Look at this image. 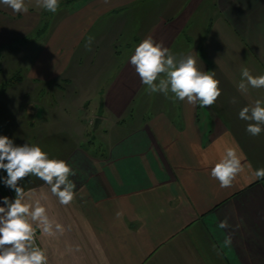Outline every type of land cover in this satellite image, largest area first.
Returning a JSON list of instances; mask_svg holds the SVG:
<instances>
[{
	"label": "crops",
	"instance_id": "0c3cea01",
	"mask_svg": "<svg viewBox=\"0 0 264 264\" xmlns=\"http://www.w3.org/2000/svg\"><path fill=\"white\" fill-rule=\"evenodd\" d=\"M66 2L49 17L34 4L25 3L27 14L0 5V49L19 44L23 76L0 83V135L38 144L76 173L67 206L35 176L20 182L33 199L47 197L65 229L37 230L48 264H264V179L253 176L264 168V131L249 135L238 115L264 100V88L237 89L242 68L264 74V0ZM149 35L215 72L222 94L212 106L149 94L129 63ZM89 129L98 137L90 147ZM229 147L244 171L221 188L210 172Z\"/></svg>",
	"mask_w": 264,
	"mask_h": 264
},
{
	"label": "clouds",
	"instance_id": "9594fccd",
	"mask_svg": "<svg viewBox=\"0 0 264 264\" xmlns=\"http://www.w3.org/2000/svg\"><path fill=\"white\" fill-rule=\"evenodd\" d=\"M36 4L51 13H56L59 8V0H36ZM0 5L7 6L16 14L29 11L25 0H0ZM91 43L90 37L86 44L89 51ZM129 63L135 68L141 83L147 86L149 94L162 93L168 97L171 92L174 101L186 100L188 104L195 106L198 103L200 107L212 106L222 94L215 72L200 70L194 54L177 59L163 42H156L151 35L135 47ZM249 88H264V74L253 76L244 67L237 89L247 94ZM238 115L241 120L249 122L246 127L249 135L255 137L264 131V100H255L254 104L243 107ZM242 159L236 149L227 148L211 168V177L219 182L221 188L231 187L244 171ZM0 170L7 174L0 180L15 192L14 199L3 197L0 206V264H48L46 249L37 244V230L44 236L53 237L65 229L50 217L42 203L47 197L33 199L20 182L35 176L50 188L51 195L58 199L60 205L67 206L76 195V185L69 179L76 174L75 171L67 161L50 158L40 145L28 142L17 145L5 135H0ZM253 176L264 179V168L255 170ZM218 227L226 229L229 224L223 220ZM231 243L232 238L228 236L223 246L228 247Z\"/></svg>",
	"mask_w": 264,
	"mask_h": 264
},
{
	"label": "rangeland",
	"instance_id": "374dc122",
	"mask_svg": "<svg viewBox=\"0 0 264 264\" xmlns=\"http://www.w3.org/2000/svg\"><path fill=\"white\" fill-rule=\"evenodd\" d=\"M66 2V1H64ZM63 2V3H64ZM74 2L75 0H69L68 2H66L67 4H72L74 5ZM25 3L30 5V4H34L35 6H37L36 3L33 2V0H25ZM63 3H59V7L63 4ZM204 5V4H203ZM203 7V6H202ZM201 7V8H202ZM205 13H201L202 14V21L199 19V23H202V25H204V23L207 22V14L209 12V2L205 4ZM200 8V9H201ZM204 14V15H203ZM44 15L45 17H49L51 15V12H48L47 10H45L44 12ZM46 19V18H45ZM18 48H19V44H16L14 42H10V44H8L6 46L5 49H0V83H4V82H7L10 78H12L18 71H17V64L16 62L14 61L13 57H15V55L17 56V51H18ZM62 108L61 107H58L56 106V110H58V112L61 110ZM56 112V111H55ZM82 118H84V116L81 114L80 115ZM88 116V115H87ZM56 117V116H55ZM58 118H62L63 116H60L57 115ZM90 118V117H89ZM92 120V121H91ZM90 124H92L93 122V118H90ZM63 123V122H62ZM61 122L59 123L62 124ZM56 126V125H55ZM54 126V127H55ZM91 133V134H90ZM96 132L93 131L92 129H89L88 130V135L87 137L85 138L86 140H84V142L88 144H90L89 142H87L88 140H92L95 142V140L98 141V137H95L96 136ZM90 137V138H89ZM89 138V139H88ZM89 146V145H88ZM91 146V145H90ZM89 146V147H90ZM2 174H5L2 170H0V175L2 176ZM6 189V193H4L2 191V188H1V185H0V191L2 193V195L4 197H9V199H14L15 198V195L13 193V190L9 189L8 187L4 186V190ZM7 194V196L5 195Z\"/></svg>",
	"mask_w": 264,
	"mask_h": 264
},
{
	"label": "trees",
	"instance_id": "16d2710c",
	"mask_svg": "<svg viewBox=\"0 0 264 264\" xmlns=\"http://www.w3.org/2000/svg\"><path fill=\"white\" fill-rule=\"evenodd\" d=\"M43 29V28H42ZM37 33V32H36ZM23 79V76L20 74V71H18L12 78H10L7 82H4L3 83V86L4 88L8 87V86H11L13 84H16L18 83V81L22 80ZM0 185H1V188H2V191L4 193H6V189L4 190V184L2 182H0ZM7 196V194H5ZM9 198V197H8Z\"/></svg>",
	"mask_w": 264,
	"mask_h": 264
},
{
	"label": "water",
	"instance_id": "95a60500",
	"mask_svg": "<svg viewBox=\"0 0 264 264\" xmlns=\"http://www.w3.org/2000/svg\"><path fill=\"white\" fill-rule=\"evenodd\" d=\"M101 119L100 118H96L95 122H94V129H96L98 127V125L100 124Z\"/></svg>",
	"mask_w": 264,
	"mask_h": 264
}]
</instances>
